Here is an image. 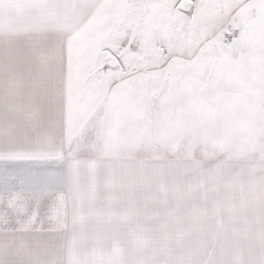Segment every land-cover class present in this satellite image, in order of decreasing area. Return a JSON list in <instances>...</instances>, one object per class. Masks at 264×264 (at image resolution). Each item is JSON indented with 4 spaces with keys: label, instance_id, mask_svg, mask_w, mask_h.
Wrapping results in <instances>:
<instances>
[{
    "label": "crops",
    "instance_id": "crops-1",
    "mask_svg": "<svg viewBox=\"0 0 264 264\" xmlns=\"http://www.w3.org/2000/svg\"><path fill=\"white\" fill-rule=\"evenodd\" d=\"M181 1L0 0V264L47 235L130 232L147 197L178 203L183 233L246 225L264 249V66L238 50L264 42V0ZM181 20L187 43L207 26L206 65L176 64Z\"/></svg>",
    "mask_w": 264,
    "mask_h": 264
},
{
    "label": "rangeland",
    "instance_id": "rangeland-1",
    "mask_svg": "<svg viewBox=\"0 0 264 264\" xmlns=\"http://www.w3.org/2000/svg\"><path fill=\"white\" fill-rule=\"evenodd\" d=\"M193 21L181 20L179 25L174 27L173 33L180 38L181 42L180 53L188 56H181L178 63L176 62L177 65L207 64V26L196 28L195 39L193 40L191 37L190 43H187L188 37L193 34L194 26L191 25ZM223 40L232 46V39L228 32L223 35ZM231 46L224 49H232L233 46ZM237 48L238 46L234 49ZM246 48L249 47H241L238 50L240 52L252 50L255 54L260 49L259 59H255L257 63L254 64L264 66V42L254 44L251 46L252 49ZM163 50L165 52V45H163ZM259 77H262L260 80L264 82V74H260ZM261 94H263L260 96L263 104L261 108L264 110V89ZM148 97L149 109L154 111L155 90H149ZM148 147V156L154 159L156 157L154 151L155 137L154 131L150 130ZM251 155V153H247L244 157ZM154 168V166L149 168V173L154 172ZM152 189L154 190V187L149 185L148 191L154 195L155 192L153 193ZM165 199L169 201L166 202ZM158 201L157 197L146 198V208H142L141 213H146L147 216L137 219L138 222H141L140 226H132L130 232H115L110 235L92 233L90 234L92 236L91 242L86 243V235L79 233L73 235V240L68 244L64 243L59 235H47V240L50 241L37 244L39 248H21L8 251L2 260L9 264H254L256 260L258 263L261 258H264V249L251 248L253 233L251 230H247L246 225L234 224L236 227L231 228L238 232L224 234L223 244H214L221 238V234L215 231L224 229L223 226L207 228V231L212 229V232H203L196 236L189 235L190 231L183 233L187 229L182 223H185L184 221L187 219H180L177 216H182L185 211H180L181 207L178 203L171 202V197H160L161 204L164 206V208L162 207L163 212L158 208ZM142 203L144 205V202ZM159 213L163 214L161 216L163 218H159ZM164 214L169 215L167 216L169 218H165ZM243 219L248 222L252 220L251 217H244ZM20 220L25 223H34L32 219ZM52 220L47 219L48 222ZM214 220L224 222L227 219ZM136 229L138 230L137 233L134 231ZM108 237L112 240L108 241ZM238 239L240 241H236ZM236 242L241 243V245L230 248V245L234 246ZM21 246L24 244L22 243ZM7 262L4 264H8Z\"/></svg>",
    "mask_w": 264,
    "mask_h": 264
},
{
    "label": "water",
    "instance_id": "water-1",
    "mask_svg": "<svg viewBox=\"0 0 264 264\" xmlns=\"http://www.w3.org/2000/svg\"><path fill=\"white\" fill-rule=\"evenodd\" d=\"M190 8H191V3L187 0H183L179 4V9L183 10L184 12H189Z\"/></svg>",
    "mask_w": 264,
    "mask_h": 264
}]
</instances>
